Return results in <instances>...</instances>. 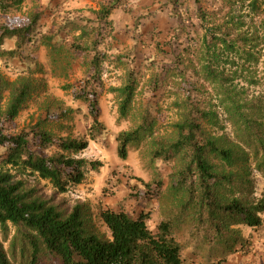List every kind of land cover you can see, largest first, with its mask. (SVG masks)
<instances>
[{"label":"trees","instance_id":"trees-1","mask_svg":"<svg viewBox=\"0 0 264 264\" xmlns=\"http://www.w3.org/2000/svg\"><path fill=\"white\" fill-rule=\"evenodd\" d=\"M128 1H100L98 10L92 11L95 18L83 11L65 12L56 7L52 12H32L26 23H15L11 19L24 13L28 0H0V59L5 63L18 59L25 66L14 81L0 74V264H12V258L17 256L21 264H195L184 256L191 245L202 259L201 264H227L238 253L248 255L253 246L251 240L238 237L234 226L245 225L255 232L264 230V193L253 206L236 199L225 203L217 195L223 181H230L217 171L218 164L233 168L245 156L222 146V139L206 130L205 124L212 117L205 92L211 89L223 94L222 73L214 63H235L228 55H238L240 35L224 9L207 12L202 0H193L196 9L191 22L203 30L201 40H194V32L185 24H180L169 39L172 48L173 43L186 40L176 54L174 69L167 73L177 79L175 87L183 95L177 103L180 121L175 125L173 140L156 139L152 153L154 162L174 170V192L186 194L177 217L162 221L154 232L150 228L152 211L135 216L124 209L101 208L98 217L111 233V239H105L88 226L87 205H77L66 216L52 201L27 188L28 177H35L50 183L58 195H66L84 184L88 169L99 168L81 155L107 131L101 121L98 91L103 87L102 67L109 56L100 48L107 29L114 31V12L126 10ZM252 11L257 17L264 13L259 0L253 1ZM43 21L49 24L47 29ZM10 42L12 49L8 48ZM42 46L50 50L53 65L65 73L79 56L86 59L88 70L81 81L65 88L72 90L75 100L85 106L86 117L91 121L83 136L55 137L47 130L52 122L68 119V114L60 110H48L29 130H18L17 120L35 90L33 77L43 73L35 57ZM245 55L253 58L250 52ZM116 61L128 65L124 85L111 90L118 98L121 119H126L136 101L140 71L129 66V57L118 56ZM228 110L235 121L243 120L236 103ZM156 113L147 108L136 130L118 136L119 157L123 161L128 159L129 147L138 148L155 136L158 110ZM255 157L256 168L264 177V156L260 158L256 151ZM163 186L159 175L154 186L147 185L150 189L136 197L150 203L160 196ZM184 224L190 228L189 245L182 243L175 232Z\"/></svg>","mask_w":264,"mask_h":264},{"label":"rangeland","instance_id":"rangeland-1","mask_svg":"<svg viewBox=\"0 0 264 264\" xmlns=\"http://www.w3.org/2000/svg\"><path fill=\"white\" fill-rule=\"evenodd\" d=\"M59 1L62 0H28L24 13L14 16L11 21L26 23L32 12L57 10L56 2ZM253 1L233 0L227 3L225 0H202L207 12L224 9L228 20L234 22L240 35L238 55H228L235 63L226 66L223 60L214 63V67H219L222 73L223 94L211 89L205 92L212 117L205 128L209 134L222 139V146L231 147L245 156V160L233 168L218 164L217 171L230 178V181H223L217 188L218 198L225 203L241 200L248 206L257 204L264 193V177L256 168L255 157L256 151L260 158L264 156V13L260 17L254 14ZM70 3L72 9L67 7L68 10L62 11L84 8V15L95 18L93 10H89L90 5L85 7V0H70ZM169 3L168 0H130L126 5L127 11L119 9L112 16L114 31L112 33L107 29L106 39L100 48L101 52L108 54L109 61L102 67L103 87L98 91L101 121L107 131L98 141L91 142L88 150L81 155L87 161L97 163L99 168L96 171L88 169L84 184L66 195H58L46 181L28 177L27 188L35 190L44 200L52 201L66 216L77 205H87L88 226L105 239H111V233L98 217L101 208L124 209L135 216L142 211H152L150 228L155 232L162 221H172L177 217L186 199V194L176 193L172 189L171 174L174 170L162 162H154L152 153L157 146L156 139L173 140L175 125L180 121L177 103L179 96L183 95L178 94L179 90L175 87L177 79L167 73L171 68L174 69L176 54L186 40L173 43L172 48L168 45L169 39L180 24L189 26V31L194 32V40H201L204 32L200 25L191 23L196 9L193 0H174ZM259 5L264 10V0H259ZM43 24L47 29L49 24L46 21ZM244 38L250 40L245 41ZM8 48H14L13 43H8ZM248 52L253 58H247L245 54ZM118 56L129 57V66L133 65L140 71L136 101L126 119H121L118 98L111 91L123 86L126 79L125 68L128 65L117 62ZM35 57L42 65L43 73L33 77L35 90L17 120L18 130H29L48 110H60L68 114V119L49 123L47 130L55 137L76 138L85 135L91 127L85 106L75 100L72 90L65 88L81 81L88 70L86 59L79 56L69 72L65 73L53 65L48 48L42 46ZM130 58L134 59V64ZM24 69V64L18 59L8 63L0 59V74L12 81ZM233 102L239 107L243 120L240 118L235 121L228 110ZM147 108L159 112L155 136L138 148L129 147L128 159L123 161L119 157L117 138L121 133L136 130ZM248 133L251 135L249 139ZM159 175L164 182L160 196L150 203L137 198L136 194L155 185ZM232 229L239 238L251 240L253 246L248 255L238 253L227 264H264V230L255 232L245 225ZM175 232L182 243L190 244V228L187 224L177 227ZM11 233L14 235V229ZM5 247L10 253L9 243ZM184 256L195 264L202 263L195 253L194 245L189 246ZM21 262L19 256L12 258V264Z\"/></svg>","mask_w":264,"mask_h":264},{"label":"crops","instance_id":"crops-1","mask_svg":"<svg viewBox=\"0 0 264 264\" xmlns=\"http://www.w3.org/2000/svg\"><path fill=\"white\" fill-rule=\"evenodd\" d=\"M86 1V6L87 7L88 5H90L89 7V10H98L99 8V4H100V1L102 0H85ZM56 7H59L63 10H68L67 7H69V9H72L71 8V3H70V0H62V1H59V2H56ZM84 8H80L79 11H83V13L85 14V10H83ZM119 10V9H118Z\"/></svg>","mask_w":264,"mask_h":264}]
</instances>
